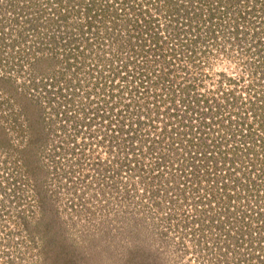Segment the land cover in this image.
Instances as JSON below:
<instances>
[{"label":"rangeland","instance_id":"374dc122","mask_svg":"<svg viewBox=\"0 0 264 264\" xmlns=\"http://www.w3.org/2000/svg\"><path fill=\"white\" fill-rule=\"evenodd\" d=\"M17 1L16 6H28L29 0ZM33 1L45 9L38 19V13L28 8L22 15L0 6V90L11 95L24 116L12 118V135L0 123V264H264L261 256L246 259L245 249L246 242L256 250L264 244V0H93V5L92 0H72L70 10L59 9L54 1L47 6V1ZM85 3L76 12L74 6ZM59 11L66 17L60 19L64 34H59ZM16 13L18 23H10ZM142 14L152 25H135L137 18L142 21ZM49 20L58 21V30H45ZM32 21L36 32L28 29ZM87 22H92L93 30H82ZM174 23L179 24V36L186 39L185 55L163 54L161 48L156 53L150 41L142 46L149 56L131 53L134 63L129 61L128 66L144 59L143 67L154 68L158 60L164 64L161 68L173 73L165 76L164 84L172 88L175 83L176 89L181 84L195 86L194 93L208 104L191 105L185 119L191 121L193 131L210 129L207 133L212 136L232 137L244 144L239 152L245 170L237 175L243 177L242 172L255 169L245 180L244 193L224 181L226 170L217 174L208 162L199 191H194L200 195L190 194L189 177L195 172L189 175L190 167H169L174 170L173 179L167 168H155L159 154L150 153L145 145L147 137L161 132L162 125L157 120L148 124L142 117L139 120L145 125L137 123V104L148 100L152 118L158 109L151 96L137 93L146 92L145 87L137 88L138 81L136 90L122 89L123 100L116 107L122 110V124L127 125L123 129L134 128L137 135L129 133L133 135L122 142L120 151L112 144L101 145L107 123L96 120L90 127L83 122L85 111L103 107L100 102L87 105L81 98L74 102L75 109L66 107L65 114L62 106L59 109V93L51 82L61 73L64 77L57 87L72 78L91 91L88 86L96 75L102 72L107 81L111 64H119L101 56L111 53L115 37L136 48V41L129 38L139 34L146 39L154 32L160 37L158 44L170 45L175 43L170 36ZM46 34L54 36L55 43ZM59 35L71 37L62 52ZM161 35L168 39L166 44L160 43ZM51 46L49 56L46 49ZM68 50L83 53L78 60H84L80 71L65 67L73 65L66 60ZM152 89L161 95L155 100L162 112L168 92L158 85ZM91 93L97 99V91ZM59 113L65 118L60 119ZM115 118L111 126L117 128ZM200 119L209 124L207 129ZM205 135V144L213 143ZM129 156L136 159L127 162ZM137 164L144 168L132 169ZM221 184L237 195L220 194ZM230 202L244 204L250 220L263 218L253 220L252 239L241 245L227 246L225 218ZM217 211L224 217V230L219 232L205 222ZM230 229L237 240V230Z\"/></svg>","mask_w":264,"mask_h":264},{"label":"trees","instance_id":"16d2710c","mask_svg":"<svg viewBox=\"0 0 264 264\" xmlns=\"http://www.w3.org/2000/svg\"><path fill=\"white\" fill-rule=\"evenodd\" d=\"M3 1L6 4L0 3V6H8L14 12L16 10H19L22 13V15H24V12L22 11L25 8H28L31 11H36L38 13L36 15L37 16L36 19H38L39 16H41V14L45 11L44 8H41L40 6H36L33 0L27 1L28 6H16L17 5L16 2H18L17 0H3ZM44 1H47V2H44V6L49 5L48 2L54 1V4H56L54 6H59V9L66 8V10H70L71 6H69V2H71L72 0H44ZM90 3L93 5L94 4L93 0L90 1ZM83 5L86 6V3L79 4L77 5V7L75 5L74 9L76 10V12H80L82 10V7L81 8L79 7ZM87 6H89V3L87 4ZM88 10L89 9L85 11V14H87ZM50 11L57 13L55 9H50ZM57 16L58 17L61 16V18H59V34L61 33L64 34V29L60 30L63 27L61 25L62 20L60 19H62L64 16L63 14L60 15V11H59V14H57ZM141 16H143L142 21L139 20V18H137L136 20L135 25H137V27L138 25H140L141 27L142 26L149 27L150 25H152V23H150V20L145 18L144 14H142ZM209 16L210 17L214 16V12H211ZM49 21L50 22H46L44 24L46 27H49V28H46L45 30H48L51 28L58 30V25H57L58 21H54V22H52L51 20ZM12 22L18 23L17 13L14 14L12 19H10V23ZM24 22L26 23L27 19L24 20ZM30 23L31 25L30 27H28V29L32 31L34 30L36 32L35 28H38L37 25L33 24V21ZM1 24H2V20L0 21V29H1ZM85 24L86 25L82 27V30L83 29L93 30L92 22H87ZM171 29L172 30H171L170 36H171V39L175 42L174 44L161 46L160 44H158L160 37H158L154 32L151 36L149 35L150 37H147L146 39L139 34H134L132 39L129 38V41H136V44H135V46H137L136 48L132 46L131 42L126 43L124 42L125 39L121 40L116 37L113 39L111 36H109L110 34L106 33L105 34L106 36H108L110 39H113L112 43L116 41V45L114 47H111L110 49L111 53H109L108 55H101V56L108 57L109 59L113 58L115 60H119V64L117 62L111 64V66L109 67L111 76L110 78H108L107 81H106L107 76H105L102 72H100L98 76L96 75L94 78L95 81H92L93 83L90 84V86H88L91 89V91L83 89L82 87L83 85L81 84L82 82H80L79 80L73 81L74 79H72L71 77H70L71 78L70 82L66 83L65 85L63 84L60 85V88L57 87L59 80H61L64 77L63 73H61L58 80L51 82V85L53 87L55 86L57 92L59 93V109L62 106L63 110L61 112L65 114V111H66L65 108L70 107L71 109H75L73 107L74 102L80 100L81 98L85 100V103L87 105L96 103V106H97V104L100 102V105H102L103 107L88 108L85 111V117H84L85 121L83 122H87V126H90V127H91V123L96 122V120L100 123L101 122L107 123L105 127V132L101 134L103 138V140H101V145L112 144L114 145L115 149L116 148L119 149V147H121L122 142L123 143L124 141L128 142L127 138L129 136L134 134V137H136L137 135H136V130L134 128L130 127L125 130L123 129V126L124 128H126L127 125L122 124L124 123V121L121 118L122 110L120 108L119 110H116V107L119 105L120 100L121 102L123 100L122 96L120 95V93H123L122 89L123 88L127 90L132 89L134 88V86L137 85L136 82L138 81L139 85H137V88L140 89L141 87H145L146 92L138 91L137 93L140 94L141 96H143L144 94H146L147 96H151L154 104L158 107V109L155 111V116L152 118V117H149V114H148L149 112H151L150 111L151 106H149L147 102L148 100L147 101L145 100L140 104H137L136 109H135V112L137 113V115H139V117L136 118L137 123L142 126L145 125L143 123V120H139V118L142 117L144 119L146 118V121L148 122V124L157 120V122L160 123V125H162L159 128L161 132L160 133L158 132L157 134H151L149 137H147L146 140L148 141L145 145V148L150 153L152 154L154 153V155L159 154V156L156 157V162H154L155 168L157 169L167 168L168 170L170 169L169 167L174 166V165L181 169L185 167H190L188 169L189 175L191 171L193 170L195 171L191 175V177H189L190 179L189 184L192 185L190 187V194L193 195L192 194L193 192L194 194L200 195L199 192H194V191H199L198 186L201 184L202 179L204 177L203 175L204 165H206V163L208 162L209 165H212L211 169L214 170V172H216L217 174H219V172L222 170H226L227 172H226V177L224 178L225 179L224 181L227 183V181L229 180L232 186H234L238 190L240 189L244 193L246 191L244 190V188H246L245 180L246 178L251 177V172L254 173L255 171L254 168H251L252 171L248 170V171H244L241 173L243 177H241L240 175L239 176L237 175L239 174L241 170H245L244 168L241 167V165L245 163L243 162V158H241L240 152H239L241 150L240 148L244 147V144L239 141L237 142L233 141L232 137L230 138L231 140H228L226 137L224 138L223 136H220V135L212 136L211 134H209L211 133L210 129H208L207 131H204V130H200L197 128V131H193L196 129L191 125L192 124L191 121L189 122L188 120L185 119V115L189 111L191 105L192 107H194V105H198V104H203V105L208 104L207 100L201 99L200 94L194 93V90L196 91L195 86H193L192 84H181L176 89L175 83L173 84L172 88L168 84H164L165 76L169 74H173V73L171 72L170 69H167L164 67L161 68L160 66L161 65L163 66L164 64L160 63L158 60H157L158 67H154V68L143 67L144 59L141 62H138V64H135L134 67L128 66L129 61H131V63H134L132 61V58L130 57L131 53L136 52L135 55H140V56L145 55L146 58L149 56L147 52H145V50L142 48V46H144V43H147L150 41L153 42L154 45H152V47L154 48L152 49H154L156 53L158 51V48H161L163 54H168L171 56L176 55L177 57H180V56L182 57L183 55H185V53H187V45L185 43L186 39L179 36V33H178L180 30L179 24H176V23L172 24ZM17 35L22 36V33L17 34ZM46 35L48 36V40L52 39L53 42L55 43L54 36H51V34H46ZM69 39H71V37L68 35L67 36L59 35V43L63 44V45L59 44L60 52H62L61 50L63 47L68 46L66 41ZM167 42H168V39L164 37L163 35H161L160 43L166 44ZM128 48L131 49V51H126V49ZM46 50L50 51L51 56H52L53 47L51 46V48L49 49L47 48ZM82 55L83 53L81 51H76L74 55V53H72L71 50H68V52L66 53V60L72 62L73 65L71 63H68L66 64L65 67H67L68 69L71 68L74 71L75 70L80 71L83 68L82 64L84 63V60L82 61H78V60L82 58L81 57ZM153 57L157 59L155 56ZM63 58L64 57L62 56L60 59L61 62L65 60ZM65 63L67 62L65 61ZM84 74L85 73H83V78H85ZM86 74H92V72L86 73ZM155 85L163 86L165 90L168 92V96L166 97L165 104L162 101L163 107H164L162 108V112H159L160 106H158L157 104L158 100L157 101L155 100V98H159L161 95L159 94L156 95L153 93L152 88ZM134 89L136 90V88ZM93 90L97 91L96 93V95L98 96L97 99H93L94 94L91 93ZM57 92H56V95H57ZM78 93H79V96H78ZM100 97H101V100H100ZM87 100L88 102H86ZM95 100H97L98 103L95 102ZM114 109L115 111H113ZM118 111L119 113H117ZM62 113H59L60 119L65 118V116ZM112 116H116L115 120L117 123V128H115L114 126H111ZM203 119L206 120V118H203ZM203 119H200L199 124H202L204 128L207 129L209 124L202 123ZM134 127H138V126H134ZM84 129L86 130L85 124H84ZM129 133H133V134L129 135ZM202 134H206L205 136H207V139L209 140L214 139L213 143L205 144V139L203 137L204 135L202 136ZM159 135L160 137H158ZM88 136H93V135L88 134ZM246 137L247 136H244V138ZM248 138L249 140H253V138L250 136H248ZM229 142H231V145L229 144ZM140 143L141 144L145 143V140L143 139L140 140ZM76 147L77 146H75V148ZM76 150L79 151V148ZM127 150L128 149H126V151ZM133 159H136V158L129 156V158H126V161L131 162V160ZM122 162L119 161L120 166L123 165ZM136 162L137 161H135V163ZM182 165H185V166H182ZM143 168L140 166V164H137L132 169L139 170ZM171 171H174V170H168L169 177L173 179L172 178L173 175L171 174L172 173ZM263 174H264V171H263ZM235 175H237L238 177H236ZM228 177H230V179H227ZM219 188H220V194H223L224 192L230 193L229 186L227 184H221ZM181 192L183 193L181 195H184V194L186 195V193H184L183 191ZM235 194L237 195V193L234 192L231 194V196H234ZM217 195H219V192L217 193ZM230 203L231 204H229V206H230L231 211H228L229 216H226L225 218L226 223L229 225V228H228L229 237H231L230 239L228 237V234L227 233L225 234L227 236L226 242H230V244H228L227 246L229 245L233 246L234 242L237 243V245H241L245 243L246 240H248V238L252 239L251 234H252L253 228L251 229V227L252 225H255L253 220L255 219L260 220L263 218L261 216H258V218L254 217L252 218V220H250L249 219L250 212L248 209L244 208V204H239V203L235 204L233 202H230ZM226 208H228V205H225L224 209L226 210ZM223 218H224L223 212H221V216H220L217 211L216 216H212L209 220H206L205 222L209 223L210 226L213 228V230H217L219 232V230H222V231L224 230L223 222H222ZM241 224H245L246 226L245 225L243 226ZM230 226L232 227V229L233 227H235L234 230H237L236 231L238 235L237 240H235L236 238H232L234 237L232 236L234 235V233L230 229ZM243 228L248 229V231L247 232L243 231L242 230ZM225 235H222V236L225 237ZM238 242H240V244H238ZM251 245L252 244L250 242L249 243L246 242L245 249L248 251L246 254V257H247L246 259L248 260L254 259V258L258 259V257L260 256L263 258L264 254H262V252L264 253V244L258 247L259 250H256V247L254 248ZM258 245L259 244H257V246ZM261 262L264 263V261H261Z\"/></svg>","mask_w":264,"mask_h":264},{"label":"built area","instance_id":"2783aa9c","mask_svg":"<svg viewBox=\"0 0 264 264\" xmlns=\"http://www.w3.org/2000/svg\"><path fill=\"white\" fill-rule=\"evenodd\" d=\"M47 55L51 56L50 51L47 53ZM5 56L7 57L6 59L9 58L7 52H5ZM2 62L6 63V60H2ZM7 63L10 64L12 62L8 61ZM54 96L55 95H53V97ZM16 116L24 118L19 106L16 104L11 95H9L8 93L6 94L4 93V91L0 90V123L4 126V129L6 130V133L8 135H12L10 127L12 126L14 121L12 120V118L14 119Z\"/></svg>","mask_w":264,"mask_h":264}]
</instances>
